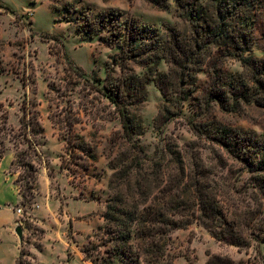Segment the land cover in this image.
Segmentation results:
<instances>
[{
    "label": "rangeland",
    "instance_id": "obj_1",
    "mask_svg": "<svg viewBox=\"0 0 264 264\" xmlns=\"http://www.w3.org/2000/svg\"><path fill=\"white\" fill-rule=\"evenodd\" d=\"M0 3V150H11L18 157L17 173L12 174L11 167L6 176H0V186L4 178L9 181L10 174L15 175L21 201L14 211L18 216L17 210L21 209L25 216L17 217L24 230V241L16 264H96L112 246L105 220L91 235L81 238L73 235L72 223L67 219L68 244L49 243L47 250L40 251L44 227L33 217V210L38 207L36 195L34 199L28 193L25 198L22 196L29 178L28 171L19 163V155L28 151V161L37 167L35 193L42 173L49 178L54 196L59 197L64 189L68 197L75 187L83 194L87 190L88 196L92 191L94 199L97 194H104L107 206L113 197L109 187L114 173L111 162L117 160L116 154L121 150L114 148V141L119 140L123 131L116 105L107 97L119 87L121 68L116 60L119 48L108 47L98 36H90L86 32L87 21L110 11L123 20L130 17L148 24L162 36L168 26L184 30L186 25L179 18L175 0H0ZM247 28L253 34L247 55L257 58L251 62L253 67L244 69L239 60L219 52L203 55L206 61L187 78L184 88L188 99L181 108H174L156 84L147 80L157 72L168 73L166 61L148 67L140 66L139 61L130 62L133 74L147 80L144 99L132 107L140 120L134 142L150 158L159 157L169 141L175 142L187 156L201 154L212 162L216 156L218 162H226L237 172L233 177L234 188L224 198L225 211L238 223L237 235L249 245L238 247L219 241L195 221L169 232L166 262L209 264L211 259L223 258L240 264H264V202L260 203L253 189L255 177L244 172L241 163L229 159L207 126L216 119L264 139V5ZM55 37L59 39L55 41ZM215 70L222 74L244 72L250 78L248 90L245 88L249 96L240 100L227 96L224 104L217 103L210 96L211 73ZM165 105L170 111L161 113ZM35 119L44 129L42 136L31 133ZM28 142L32 147L29 148ZM44 179L40 183L43 189ZM83 205H79L80 209ZM76 208L72 206L70 210ZM47 225L57 230L60 222L48 220ZM10 263L11 260L3 264Z\"/></svg>",
    "mask_w": 264,
    "mask_h": 264
},
{
    "label": "trees",
    "instance_id": "obj_2",
    "mask_svg": "<svg viewBox=\"0 0 264 264\" xmlns=\"http://www.w3.org/2000/svg\"><path fill=\"white\" fill-rule=\"evenodd\" d=\"M175 3L186 27L181 30L168 26L165 36L148 24L130 17L123 20L110 11L99 14L94 21H87L86 32L90 36H98L108 47L119 48L116 60L121 68L117 92L107 96L116 105L123 128L119 140L114 141V148L121 150L116 154L117 160L111 162L114 173L109 187L113 197L104 213L105 231L112 246L96 264H173L164 260L167 235L195 221L219 241L238 247L249 245L237 235L238 223L225 211L224 198L233 190V177L237 172L226 162H218L216 156L213 162L201 154L187 156L170 141L159 157L150 158L133 140L140 120L132 107L144 99L149 80L174 108H181L188 99L184 88L187 78L206 61L205 54L219 52L224 57L239 60L244 69H251V62L257 58L247 55L253 37L247 26L258 15L264 0H175ZM162 60L168 63L169 72H157L147 80L135 76L130 66L132 61L148 67ZM211 75L210 96L217 103L224 104L227 96H234L236 100L249 96L245 88L248 90L250 78L244 72L222 74L215 70ZM164 111H170L166 105L161 113ZM21 125L24 126V118ZM31 125L33 135H43L38 119ZM207 126L211 127L209 132L223 146L229 159L241 163L244 172L255 177L253 189L262 204L264 139L242 133L216 119ZM28 145L30 148L33 144L28 142ZM5 152L0 150V156ZM19 158L29 178L22 196L25 198L28 193L34 199L37 167L28 161V151ZM17 159L12 162L13 174L17 173ZM209 264L240 263L214 258Z\"/></svg>",
    "mask_w": 264,
    "mask_h": 264
},
{
    "label": "crops",
    "instance_id": "obj_3",
    "mask_svg": "<svg viewBox=\"0 0 264 264\" xmlns=\"http://www.w3.org/2000/svg\"><path fill=\"white\" fill-rule=\"evenodd\" d=\"M14 159L15 153L11 150L6 151L2 157L0 156L1 177L3 176L2 174L6 176V173L10 171ZM12 174H10L9 181L4 178L2 186H0V264L9 260H11L10 264H16L22 247L15 233V229L19 224L17 223L18 216L14 211V206L21 201V195L17 185L14 183L15 175ZM43 177H45V189L40 184ZM10 181L12 186L9 185ZM51 190L49 178L41 173L39 188H37L35 198L38 202V207L33 210V217L38 219L37 221L44 227L43 250L41 249V252L47 250L49 243L50 246L57 243L68 244L67 219L69 223H72L73 235L81 238L88 237L96 228L103 224V214L106 211V197L104 194H97L96 199H94L92 198V191L88 196L87 190L83 194L78 188L72 187L68 197L67 190L64 189H62L64 193L56 197ZM80 194L85 197L80 198ZM79 205H83V208L80 209L81 206ZM72 206H77V208L71 211L70 208ZM48 220L60 222L59 229L51 230L47 225ZM71 240L74 241V239ZM82 261L87 263L85 260Z\"/></svg>",
    "mask_w": 264,
    "mask_h": 264
},
{
    "label": "water",
    "instance_id": "obj_4",
    "mask_svg": "<svg viewBox=\"0 0 264 264\" xmlns=\"http://www.w3.org/2000/svg\"><path fill=\"white\" fill-rule=\"evenodd\" d=\"M15 233L17 234V236H18V238H19V241H20V243L22 244L23 241H24V230H23V228H22L20 225H18V226L16 227V229H15Z\"/></svg>",
    "mask_w": 264,
    "mask_h": 264
},
{
    "label": "built area",
    "instance_id": "obj_5",
    "mask_svg": "<svg viewBox=\"0 0 264 264\" xmlns=\"http://www.w3.org/2000/svg\"><path fill=\"white\" fill-rule=\"evenodd\" d=\"M17 214H18V216H19V218H25V216L22 214V210L21 209H18L17 210ZM20 223H23L22 221H20Z\"/></svg>",
    "mask_w": 264,
    "mask_h": 264
}]
</instances>
